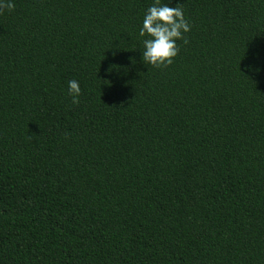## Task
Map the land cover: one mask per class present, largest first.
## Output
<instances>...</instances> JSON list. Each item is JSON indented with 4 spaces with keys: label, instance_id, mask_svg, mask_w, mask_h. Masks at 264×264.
Segmentation results:
<instances>
[{
    "label": "trees",
    "instance_id": "16d2710c",
    "mask_svg": "<svg viewBox=\"0 0 264 264\" xmlns=\"http://www.w3.org/2000/svg\"><path fill=\"white\" fill-rule=\"evenodd\" d=\"M152 2L0 10V264H264V0H173L161 68Z\"/></svg>",
    "mask_w": 264,
    "mask_h": 264
},
{
    "label": "clouds",
    "instance_id": "9594fccd",
    "mask_svg": "<svg viewBox=\"0 0 264 264\" xmlns=\"http://www.w3.org/2000/svg\"><path fill=\"white\" fill-rule=\"evenodd\" d=\"M172 2L173 0H168L167 3L153 0L144 14L139 37L142 38L141 59L147 67L161 68L171 65L180 51L177 42L188 43L186 34L191 31V23L186 18L181 3L173 7ZM15 7V0H0V10L11 12ZM67 94L73 104H79L82 94L79 81L73 79L67 82Z\"/></svg>",
    "mask_w": 264,
    "mask_h": 264
}]
</instances>
